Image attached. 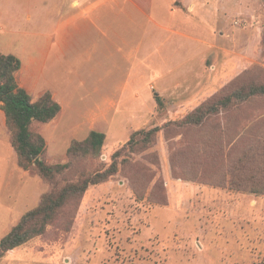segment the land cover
<instances>
[{
  "label": "rangeland",
  "instance_id": "rangeland-1",
  "mask_svg": "<svg viewBox=\"0 0 264 264\" xmlns=\"http://www.w3.org/2000/svg\"><path fill=\"white\" fill-rule=\"evenodd\" d=\"M173 2L217 45L206 53L207 72L140 75L134 88L120 94L103 85L104 75H82L66 93L60 115L35 125L46 140L45 161L67 163L72 142L98 131L106 135L101 155L80 159L62 184L108 169L117 151L120 171L91 188L77 211L66 210L74 217L69 230L62 215L0 264H264V196L249 192L264 180V160L255 159L264 146V99L234 106L202 126L177 124L207 101L264 83V0ZM18 3L0 0L1 53L15 52L22 42L12 38L6 22L7 13H24L12 8ZM216 75L228 79L218 81ZM156 127L161 130L148 147L125 148L134 133ZM3 150L0 181L14 176L13 224L0 233L6 236L52 187L24 173L16 155L12 168Z\"/></svg>",
  "mask_w": 264,
  "mask_h": 264
},
{
  "label": "crops",
  "instance_id": "crops-1",
  "mask_svg": "<svg viewBox=\"0 0 264 264\" xmlns=\"http://www.w3.org/2000/svg\"><path fill=\"white\" fill-rule=\"evenodd\" d=\"M17 1L21 5L12 8L24 13H7L6 22L12 38L22 39L17 50L8 53L22 62L18 82L32 96L50 92L62 110L66 93L82 75H104L103 85L120 94L134 88L140 75H205L206 53L217 48L173 0ZM216 76L218 81L228 79ZM7 131L6 120H0V149L13 168L16 153ZM13 192L12 173L0 181V233L13 224ZM3 225L10 226L4 230Z\"/></svg>",
  "mask_w": 264,
  "mask_h": 264
},
{
  "label": "trees",
  "instance_id": "trees-1",
  "mask_svg": "<svg viewBox=\"0 0 264 264\" xmlns=\"http://www.w3.org/2000/svg\"><path fill=\"white\" fill-rule=\"evenodd\" d=\"M21 69L20 58L13 54L0 52V110L4 114L7 129L10 132L19 167L26 172L37 174L51 185L52 189L44 193L37 206L24 214L10 233L0 240V258L34 239L42 237L62 215L67 217L66 224H68L67 230H69L74 222V217L70 213H66V210L72 207L77 211L87 192L116 176L122 165V162L119 161L122 158V152L117 151L113 155L112 163L108 169L91 174L84 173L78 179L62 184L68 173L72 171L74 164L80 159H96L101 155L106 135L98 131H91L84 141L72 142L67 151V163L48 164L44 158L46 140L37 132L35 125L51 123L60 115L62 108L50 92H46L37 101H34L33 96L18 82L17 75ZM261 98L264 99V83H251L230 94H222L203 103L177 124L182 127L202 126L213 116H218L234 106ZM156 101L159 107L163 106L159 97L156 98ZM160 130L159 127H156L150 131L142 130L134 133L125 148L134 152L138 146L148 147ZM261 135L262 133L259 134L260 137ZM259 158L264 160V146L260 147L255 154V159ZM262 173H264V169H262ZM249 192L257 196H264V180L259 184L256 182Z\"/></svg>",
  "mask_w": 264,
  "mask_h": 264
}]
</instances>
